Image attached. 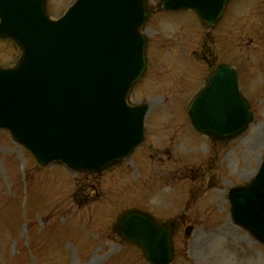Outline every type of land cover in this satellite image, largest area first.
Listing matches in <instances>:
<instances>
[{
  "label": "water",
  "instance_id": "95a60500",
  "mask_svg": "<svg viewBox=\"0 0 264 264\" xmlns=\"http://www.w3.org/2000/svg\"><path fill=\"white\" fill-rule=\"evenodd\" d=\"M45 3L0 0V37L13 39L22 51L14 67H0V127L43 165L56 160L101 171L142 139L146 106L127 107L125 98L145 68L140 28L148 16L146 0H76L57 20L48 17ZM237 116L203 115L202 131L214 139L234 137L249 121L248 114L242 121ZM216 120L226 127L217 128ZM229 198L235 222L264 242V161L256 177L232 188ZM118 226L150 261H170L172 226L135 211L124 213Z\"/></svg>",
  "mask_w": 264,
  "mask_h": 264
},
{
  "label": "rangeland",
  "instance_id": "374dc122",
  "mask_svg": "<svg viewBox=\"0 0 264 264\" xmlns=\"http://www.w3.org/2000/svg\"><path fill=\"white\" fill-rule=\"evenodd\" d=\"M72 2L48 0V12L58 17ZM148 28L155 33L154 41L161 38L155 46L158 59L170 67L176 58V23L154 17ZM164 35L172 41H167ZM18 55L11 42L0 40V65L13 64ZM157 81L156 76L149 74L130 96L132 103H149L146 141L120 166L96 177L59 165L41 166L25 148L12 141L7 131L0 129V264H146L135 248L116 243L112 224L121 208L136 205L161 214L162 210L181 211L184 207L195 218L197 212L212 206L216 210L217 204V216L211 218L209 225L195 227L189 240L195 243V251L186 254V258L180 255L174 264H264V250L246 232L228 226L227 189L223 190L221 184L224 175L240 171L242 164L240 182L257 169L258 160L264 156V111L255 116L256 124L244 136L223 149L221 161L225 171L220 178L213 179V189L218 190L211 189L212 194L208 193L203 200L200 197L196 203L186 199L189 187L185 175L175 178L167 171L169 163L165 161L169 158L158 162L165 152L156 151L149 158L147 150L151 147L147 146L164 149L168 146L179 163L185 166L199 163L205 170L211 164L204 161L211 145L204 144L203 137L184 127L179 111L181 106L185 107L183 99L163 97L161 100L162 90ZM172 138L175 142H171ZM260 142L263 143L258 145ZM208 179L212 180L209 175ZM94 186L98 188L97 195ZM76 187L80 194L87 187V197L95 202L83 210L77 209L72 203ZM219 203L224 206L221 208ZM244 237L255 243V247H247Z\"/></svg>",
  "mask_w": 264,
  "mask_h": 264
},
{
  "label": "flooded vegetation",
  "instance_id": "af4514ba",
  "mask_svg": "<svg viewBox=\"0 0 264 264\" xmlns=\"http://www.w3.org/2000/svg\"><path fill=\"white\" fill-rule=\"evenodd\" d=\"M175 39L176 69L165 66L157 58L155 46L158 42L148 43L150 58L146 74L158 78V84L154 85L162 90L163 97L184 99L196 95L208 86L209 78L213 83L218 81L211 86L215 89L230 88L237 80L235 88L248 100L252 114L255 116L264 111V0H230L221 17L210 25L204 24L191 10L179 11ZM166 40L172 41V38L167 36ZM171 142L175 139L172 138ZM220 151V147H215L204 160L211 163L209 167L192 170L190 178L204 179L208 175L216 178L219 174L216 160ZM167 168L171 173H178L180 169L174 163ZM202 190V187H192L189 192L195 200L201 197ZM157 219L174 222L175 258L184 249L186 252L195 250V244H185L184 233L185 227L193 228L198 219L192 218L189 212L176 209L162 213ZM193 232L194 228L190 234L185 233L186 237L189 238Z\"/></svg>",
  "mask_w": 264,
  "mask_h": 264
}]
</instances>
